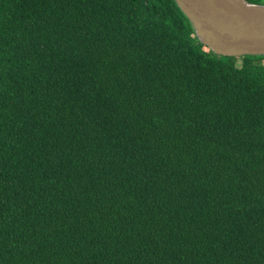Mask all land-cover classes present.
I'll use <instances>...</instances> for the list:
<instances>
[{"label": "trees", "instance_id": "trees-1", "mask_svg": "<svg viewBox=\"0 0 264 264\" xmlns=\"http://www.w3.org/2000/svg\"><path fill=\"white\" fill-rule=\"evenodd\" d=\"M263 61L173 0H0V264H264Z\"/></svg>", "mask_w": 264, "mask_h": 264}, {"label": "water", "instance_id": "water-1", "mask_svg": "<svg viewBox=\"0 0 264 264\" xmlns=\"http://www.w3.org/2000/svg\"><path fill=\"white\" fill-rule=\"evenodd\" d=\"M194 35L223 57L264 56V4L246 0H173Z\"/></svg>", "mask_w": 264, "mask_h": 264}, {"label": "rangeland", "instance_id": "rangeland-1", "mask_svg": "<svg viewBox=\"0 0 264 264\" xmlns=\"http://www.w3.org/2000/svg\"><path fill=\"white\" fill-rule=\"evenodd\" d=\"M205 52V51H204ZM263 63H264V61H263Z\"/></svg>", "mask_w": 264, "mask_h": 264}]
</instances>
